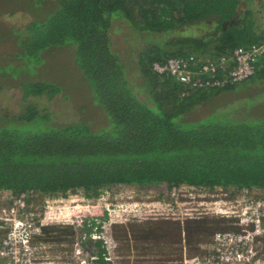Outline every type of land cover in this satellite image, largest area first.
Listing matches in <instances>:
<instances>
[{
    "label": "trees",
    "instance_id": "1",
    "mask_svg": "<svg viewBox=\"0 0 264 264\" xmlns=\"http://www.w3.org/2000/svg\"><path fill=\"white\" fill-rule=\"evenodd\" d=\"M27 1L35 16L24 27L2 23L0 37V81L15 77L22 93L19 112L0 114V191H34L44 199L81 190L91 199L116 185L264 190V103L258 100L264 90H251L264 84V57L245 82L185 95L173 78L152 70L169 58L229 57L263 42L254 13H238L240 0ZM58 52L71 58L82 91L41 73L45 58ZM0 91L6 92L1 83ZM58 96L72 105L76 121L39 107ZM173 224L174 237L185 233L194 255L223 222ZM92 230L81 229L82 247L101 256Z\"/></svg>",
    "mask_w": 264,
    "mask_h": 264
},
{
    "label": "built area",
    "instance_id": "2",
    "mask_svg": "<svg viewBox=\"0 0 264 264\" xmlns=\"http://www.w3.org/2000/svg\"><path fill=\"white\" fill-rule=\"evenodd\" d=\"M263 57L264 42H261L238 47L229 57L208 59L190 55L169 58L162 63H153L152 70L173 78L185 89V95L186 90L221 89L245 82L256 74L258 61ZM175 190L178 189L172 191ZM217 190L221 192L220 197L211 195L203 200L202 212L194 219L207 217L219 220L223 225L206 241L197 244L199 253L194 255L189 254L183 233L180 260L161 264H264V190L247 187L229 192ZM37 196L34 191L19 194L6 191L8 203L0 209V264H122L109 245L106 249L104 246L105 253L101 256L84 249L85 235H73L70 251L54 253L51 242L54 236L49 237V242L43 240V229L49 223L45 219L46 212L38 211L34 206ZM48 203L45 202V209H48ZM76 226L81 225L71 221L74 231ZM90 239L104 238L101 233H91ZM126 260L123 264H136L131 258ZM155 262L150 264H159Z\"/></svg>",
    "mask_w": 264,
    "mask_h": 264
},
{
    "label": "rangeland",
    "instance_id": "3",
    "mask_svg": "<svg viewBox=\"0 0 264 264\" xmlns=\"http://www.w3.org/2000/svg\"><path fill=\"white\" fill-rule=\"evenodd\" d=\"M232 2L234 1L226 0L225 4L228 5ZM48 5L46 3L42 7L48 8ZM30 6L31 3L27 0L23 5L19 3V0H0V37L5 35L2 23L16 28L24 27L28 23L27 21L35 16L31 13L35 10L30 9ZM239 7L242 12L247 9L254 13L257 27L255 31L258 35L264 33V5L257 0H250L247 3L241 0ZM15 8H18L19 12L17 11L10 16ZM114 25L116 26V24ZM121 37L120 32H115L112 39L119 50L124 47ZM2 41L0 40V42ZM0 60H2L1 56ZM43 63L45 67L41 73L47 74L55 81L64 82L72 92H79L84 89L76 75L77 73L74 71V67L71 65V58L65 53L58 52L50 55L45 58ZM15 65L19 66L21 62L19 61ZM6 78L7 80L3 78L0 81L1 85L6 86V92L0 91V114L5 112L15 114L21 109L22 93L17 86L15 77L10 78L11 81L8 77ZM251 90L252 92H260L264 90V84L257 85ZM259 97H262V99L258 100L264 103V93ZM33 101L35 102V100ZM39 104L40 108L56 111L61 121L69 119L70 122H74L78 119L75 110H72V105L63 100L61 96H58L55 102L50 104L42 102ZM258 111L259 109L255 113H258ZM215 190V193L214 191L210 193L207 190L182 186L178 190L169 192L164 186L141 188L138 186L116 185L101 189L99 196L91 199L85 198L81 190L68 194L66 198L46 197L41 199L38 194L34 206L38 211L46 212L45 219L49 226H63L66 222L71 227V221H74L75 225H81L75 227V233H81V229L88 230L93 227L92 233H101L109 247L113 248L114 256L119 257L122 264L123 261H127L126 258L128 257L136 264H150L155 261V263L161 264L168 263V261H179L181 257L183 233H178V238L174 237L176 234L173 223H179V226L183 227V223L188 222L190 227L192 222L208 221L207 217L200 219H194V217L202 212L200 205L203 200H207L211 195L220 197L221 192ZM223 191L229 192L230 189ZM5 193L6 191H0V209L8 203ZM46 201L49 202L47 204L48 209H45ZM105 213L107 214L106 220L103 218ZM92 220L95 221L94 226L91 225ZM109 222H111V225H109ZM85 224H87L86 228ZM201 226L202 230L206 229L205 225ZM162 231L166 233L165 241L158 240ZM190 231H192V228ZM104 233H107V235H104ZM197 233H201L200 237L202 238V233H206V230ZM196 238H199V235ZM194 245V243L191 244L192 247ZM104 246L106 245L104 244ZM190 252L194 253L193 248L189 251V254ZM195 252L199 253L198 251Z\"/></svg>",
    "mask_w": 264,
    "mask_h": 264
},
{
    "label": "flooded vegetation",
    "instance_id": "4",
    "mask_svg": "<svg viewBox=\"0 0 264 264\" xmlns=\"http://www.w3.org/2000/svg\"><path fill=\"white\" fill-rule=\"evenodd\" d=\"M42 233H44L43 240L45 242H49L51 239L49 237L54 236L51 242L53 243V252L57 254L70 251L72 244L74 243V236L72 233H75V231L68 225L47 226L43 229ZM63 256H65V253Z\"/></svg>",
    "mask_w": 264,
    "mask_h": 264
},
{
    "label": "crops",
    "instance_id": "5",
    "mask_svg": "<svg viewBox=\"0 0 264 264\" xmlns=\"http://www.w3.org/2000/svg\"><path fill=\"white\" fill-rule=\"evenodd\" d=\"M241 1V0H240ZM245 1V0H244ZM250 1V0H249ZM257 1H259V3H262L263 5H264V0H257ZM246 2V1H245ZM247 3V2H246ZM239 5H240V2H239ZM247 10V9H246ZM245 10V11H246ZM244 12V11H243ZM242 11H240V7H238V13H243ZM262 34H263V32H262ZM262 37V39H263V35L261 36ZM264 42V41H263ZM74 235H76V236H82V235H84V234H81V233H74ZM104 235H107V233H104ZM93 241V240H92ZM103 241H104V244L106 245L105 246V249L107 248V243H106V241L103 239ZM103 241L102 240H99V241H93L92 242V245H95V246H97L99 243L98 242H101L102 243V248H103V250L105 251V249H104V244H103ZM96 248V247H95ZM93 251H95V249L93 250ZM190 254L192 255V253L190 252ZM128 258H130V257H128ZM127 259V258H126ZM124 260H125V258H124Z\"/></svg>",
    "mask_w": 264,
    "mask_h": 264
},
{
    "label": "water",
    "instance_id": "6",
    "mask_svg": "<svg viewBox=\"0 0 264 264\" xmlns=\"http://www.w3.org/2000/svg\"><path fill=\"white\" fill-rule=\"evenodd\" d=\"M73 235H74V233H73Z\"/></svg>",
    "mask_w": 264,
    "mask_h": 264
}]
</instances>
